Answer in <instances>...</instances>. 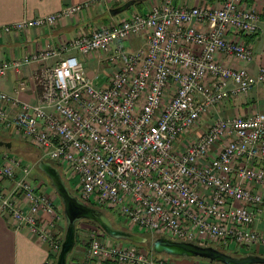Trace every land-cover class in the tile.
<instances>
[{
    "label": "built area",
    "instance_id": "built-area-1",
    "mask_svg": "<svg viewBox=\"0 0 264 264\" xmlns=\"http://www.w3.org/2000/svg\"><path fill=\"white\" fill-rule=\"evenodd\" d=\"M111 1L71 4L0 25V32L54 26ZM259 21L250 0H153L147 12L134 11L60 48L48 44L31 58L1 60L0 79L32 60L58 58L35 77L36 101L0 89V129L16 130L66 175L70 167L84 202L117 208L133 227L200 245L262 246L264 253V230L256 226L264 217V112L208 117L264 82V67L257 74L250 69L254 50L247 40ZM135 36L145 43L129 50L126 42ZM79 55L114 64L105 86L86 73ZM2 159L0 182L13 187L8 193L0 187V212L59 253L58 198L35 183L30 163L8 152ZM87 222L86 260L96 264H195L119 244Z\"/></svg>",
    "mask_w": 264,
    "mask_h": 264
},
{
    "label": "crops",
    "instance_id": "crops-1",
    "mask_svg": "<svg viewBox=\"0 0 264 264\" xmlns=\"http://www.w3.org/2000/svg\"><path fill=\"white\" fill-rule=\"evenodd\" d=\"M84 1L86 0H0V25L16 22L24 18H33L54 13L65 6ZM126 1L128 0H112L106 4H94L79 14L59 20L54 26L30 28L28 30L11 33L0 32V61L22 59L26 56L31 58L33 54L42 51L48 44L60 48L81 33L91 32L100 27L120 23L134 11L147 12L153 0H137V8L129 16H112L110 14V9L114 8V5L117 7ZM154 1L160 2L161 0ZM204 1L175 0V3L194 5L198 2H203L208 5H216L219 0ZM250 2L255 3L260 14V29L255 35L249 37V43L253 46L254 50V60L250 65V69L253 73L257 74L259 68L264 67V0H250ZM100 19L104 21L101 22ZM65 55H67V52H62L61 56ZM79 56L84 61V65L87 64L89 59L81 55ZM57 60L58 58L51 59L46 64L52 66L56 64ZM90 60L94 61V63H100L94 56ZM46 64L32 60L24 64L20 72L10 70L6 77L0 79V89L10 95L18 96L21 100L36 101L39 94L38 88H35V84L37 85L35 77L40 74L43 67L47 66ZM85 70L94 80L100 76L99 74H93L87 65H85ZM110 74L105 77L99 86L106 85ZM21 82H25V88H21ZM257 111L264 112V82L258 83L247 95L240 98L228 99L218 108L212 110L208 117L212 119L218 116H248ZM3 130L5 133V135L2 134L3 137L8 138V136H11L10 131L8 132L7 129ZM0 187L3 188L4 192L8 193L12 190L13 185L9 181H4L0 182ZM254 187L255 189H261L257 186ZM48 192L52 193L50 190ZM16 196L18 197L19 195ZM17 202L21 203V200L18 199ZM88 223L83 222L84 227L92 226V224ZM256 226L264 230V217L257 221ZM85 231L87 230L85 229ZM83 238L84 236L81 233L79 235L80 240L71 255L70 264H96L92 260H86ZM246 249L251 251V253H263L262 246L259 249L257 246ZM52 253L50 246L34 238L28 228L23 227L17 229L11 217L8 214L0 212V264H50L52 262L50 254ZM193 263L210 264L200 259L194 260Z\"/></svg>",
    "mask_w": 264,
    "mask_h": 264
},
{
    "label": "water",
    "instance_id": "water-1",
    "mask_svg": "<svg viewBox=\"0 0 264 264\" xmlns=\"http://www.w3.org/2000/svg\"><path fill=\"white\" fill-rule=\"evenodd\" d=\"M137 0H128L120 6L110 9V14L116 16L128 10ZM10 149L12 143L0 139V147ZM39 168L49 178L51 186L61 199L66 220V233L54 264H67L70 254L76 246L77 224L82 220H88L100 226L106 234L113 239H124L133 243H146L147 239L129 230L114 226L107 213L95 206L84 202L75 194L63 178L60 169L46 161L39 162ZM156 254H166L184 258H199L209 263L219 264H264V255L248 253L237 256L223 251L214 245L205 242L200 245L194 242L175 240L161 235L153 242Z\"/></svg>",
    "mask_w": 264,
    "mask_h": 264
},
{
    "label": "rangeland",
    "instance_id": "rangeland-1",
    "mask_svg": "<svg viewBox=\"0 0 264 264\" xmlns=\"http://www.w3.org/2000/svg\"><path fill=\"white\" fill-rule=\"evenodd\" d=\"M137 8V3L132 5L128 10L117 14L118 16H129V14ZM101 22H103V19H100ZM145 43V40L142 37H133L131 41H127L126 42V46L129 50H137L139 49L143 44ZM129 46V47H128ZM88 62L87 65L90 70H92V73L94 74H99V78H97L95 80V83L97 85L102 84V82L104 81L105 77L107 75H109L113 70H114V64L112 63H94V61L90 60V58H88ZM94 63V65H92ZM92 65V66H91ZM90 72V71H89ZM10 131V130H9ZM8 131V132H9ZM11 134V136H8L7 139H10L8 141H10L12 143L11 148L8 150L12 155H17L19 158H22L24 161H26L27 163H30L33 166V172H32V178L35 181V183L39 186H42V189H45V191L50 190L52 192V194L56 195V199L58 198L57 202H59L58 204L60 205V207L62 208V213L64 215V211H63V204L60 200V198L58 197L57 193L55 192V190L53 189V187L50 185L49 183V179L48 177L44 174V172L39 168V162L41 160H45L48 163H51L55 166H59L57 164L56 161L51 160L50 158H45L43 159L41 157L42 152L37 149L31 142H29L28 140L24 139L22 135H20L16 130H12L9 132ZM5 135L4 130L2 129L0 131V139L3 138V135ZM5 140V139H4ZM7 148L6 147H0V155H3L5 153V150ZM2 160V156H0V161ZM65 171V168H64ZM70 180H69V178ZM69 186L74 189L76 183H77V178L75 176L72 177V169L70 167H67V177H66ZM107 214L110 216L109 218H111L114 223L119 227V228H123L126 230H129L133 233L139 234L140 236H143L147 239L146 243H142V245H140V247H143L145 249L151 250L153 247V242L155 241L156 238H158L159 236L156 235H152L151 233H149L148 231H142L140 230L138 227H133L131 225L128 224L127 220L122 217L121 215L118 214V209L114 208V209H107L106 210ZM63 217V216H62ZM112 221V222H113ZM83 222H87V220H82L80 222H78V237L79 235L82 233L84 238H83V245L86 248V241H87V237H86V233L84 234L85 231V227ZM82 230V231H81ZM65 233H66V220H65V215L62 218L61 221V232H60V237L64 238L65 237ZM167 236V235H166ZM107 237L111 240H115L117 243L119 244H127L130 243V241L128 240H124V239H113L111 238L109 235H107ZM80 239H78L79 242ZM78 244V243H77ZM76 244V246H77ZM138 244V243H137ZM82 245V244H80ZM139 246V245H138ZM76 248V247H75ZM230 251H238L240 250L236 244H231L229 247H227ZM74 252V251H73ZM72 252V253H73ZM70 257L69 259L71 258ZM172 257L175 260L178 259H187L189 261L194 262V260H197L199 258H181V257H176V256H171V255H167ZM203 260V259H200Z\"/></svg>",
    "mask_w": 264,
    "mask_h": 264
},
{
    "label": "trees",
    "instance_id": "trees-1",
    "mask_svg": "<svg viewBox=\"0 0 264 264\" xmlns=\"http://www.w3.org/2000/svg\"><path fill=\"white\" fill-rule=\"evenodd\" d=\"M139 1H141V0H139ZM138 2V1H137ZM136 2V3H137ZM135 3V4H136ZM114 7H116V5H114ZM250 36H248L247 37V40H248V42H249V38ZM1 138V137H0ZM3 140L5 139V141H8V140H10V139H7L6 137H3L2 138ZM9 149H6L5 150V152H8L9 154H11L9 151H8ZM17 156V155H16ZM46 160V159H45ZM45 160H41V161H45ZM26 162V161H25ZM59 165V164H58ZM59 169H60V171H61V173H62V176H63V178L66 180V182H67V184H68V181H67V179H66V174H65V172H64V168L61 166V165H59V166H57ZM49 179V178H48ZM49 183H50V180H49ZM50 185H51V183H50ZM69 185V184H68ZM70 187V186H69ZM70 189L75 193V194H77L78 195V193L74 190V189H72L71 187H70ZM59 197V196H58ZM61 200V199H60ZM100 209H102V210H104L105 212H106V210L107 209H103V208H100ZM107 213V212H106ZM108 215V214H107ZM109 216V215H108ZM110 217V216H109ZM111 219V218H110ZM112 220V219H111ZM113 221V220H112ZM96 224V223H95ZM113 224H114V226H116V227H118L115 223H114V221H113ZM78 239H79V237H78V224H77V234H76V244L78 243ZM63 240H64V238H62V242H63ZM131 242V241H130ZM131 243H133V242H131ZM133 244H136V245H142V244H137V243H133ZM212 245H214V246H216V247H218L219 249H221V250H223V251H226V252H229V253H231V254H233V255H237V256H241V255H245V254H248V253H251V251H249V250H247L246 248L247 247H241V249L240 250H238V251H230L227 247H225V246H222V245H218V244H215V243H212ZM252 253H256V252H252ZM256 254H260V255H264V253H256ZM70 257V256H69ZM57 258H58V253H55V252H53L52 254H50V259L52 260V262L50 263V264H54L56 261H57ZM211 263H214V264H219V263H216V262H211ZM67 264H70V259L68 258V263ZM105 264H118L117 262H113V261H108V262H106Z\"/></svg>",
    "mask_w": 264,
    "mask_h": 264
}]
</instances>
